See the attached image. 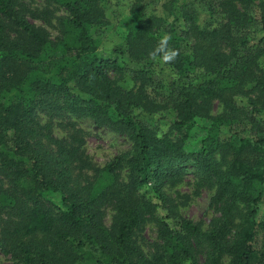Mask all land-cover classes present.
Instances as JSON below:
<instances>
[{
    "label": "trees",
    "instance_id": "trees-1",
    "mask_svg": "<svg viewBox=\"0 0 264 264\" xmlns=\"http://www.w3.org/2000/svg\"><path fill=\"white\" fill-rule=\"evenodd\" d=\"M46 1L66 14L0 0V253L13 264H264V0H128L109 48L108 0ZM29 18H55L60 37ZM164 34L171 64L149 55ZM41 113L90 118L130 147L100 165L85 131L66 123L55 137ZM187 165L212 190L206 228L168 193Z\"/></svg>",
    "mask_w": 264,
    "mask_h": 264
},
{
    "label": "rangeland",
    "instance_id": "rangeland-1",
    "mask_svg": "<svg viewBox=\"0 0 264 264\" xmlns=\"http://www.w3.org/2000/svg\"><path fill=\"white\" fill-rule=\"evenodd\" d=\"M26 4L30 7L39 9L41 7H49L53 9L54 15L66 14L65 8L60 3H50L46 0H25ZM128 0H108L106 2V11L109 15V20L115 27L102 33V39L105 41L107 48L118 45L120 43V36L123 30L121 29L120 22L123 20L126 14ZM30 21L43 27L52 39H56L59 36L57 24L55 18H52L50 22H45L41 18H29ZM118 29L119 32H118ZM55 55V57H57ZM8 95V94H6ZM6 95L3 94L0 100H5ZM251 96V95H250ZM222 104L218 101H213L210 109L211 114L222 113ZM43 122H51V132L55 137L63 138L68 135V126H64L66 123H72L76 127L86 132L84 135V148L86 153L100 165H104L114 155L121 151L129 149L130 142L123 135L116 131L110 130L107 127L97 126L90 118H74L72 116H55L49 117L44 113L40 114ZM207 121L199 120L196 131L191 137L187 139L189 146L192 148L199 147L197 137H199L204 131H206ZM174 136V133L171 134ZM187 173L184 175L181 181L174 185H167L168 193L172 197H175L179 205L181 214L195 222H200L203 228H206L210 219L217 214L214 212L213 207L210 206V197L212 190L206 186H199L193 176L194 167L191 165L186 166ZM110 214L108 211L105 216V223H110ZM257 219H264V198L260 202L258 207ZM236 223V222H235ZM157 225L154 221H147L141 231L140 243L142 247L149 252L153 248V243L156 240ZM0 264H13L8 256L0 253Z\"/></svg>",
    "mask_w": 264,
    "mask_h": 264
},
{
    "label": "clouds",
    "instance_id": "clouds-1",
    "mask_svg": "<svg viewBox=\"0 0 264 264\" xmlns=\"http://www.w3.org/2000/svg\"><path fill=\"white\" fill-rule=\"evenodd\" d=\"M171 36L164 34L156 47L149 53L150 57L154 60L159 58L165 64H171L178 56V51L169 47Z\"/></svg>",
    "mask_w": 264,
    "mask_h": 264
}]
</instances>
